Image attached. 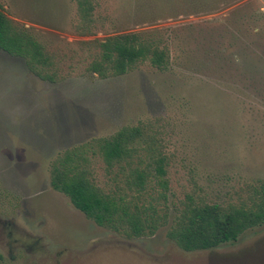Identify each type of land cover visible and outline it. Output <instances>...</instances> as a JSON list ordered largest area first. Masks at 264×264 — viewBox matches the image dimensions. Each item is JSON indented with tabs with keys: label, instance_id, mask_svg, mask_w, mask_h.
I'll return each mask as SVG.
<instances>
[{
	"label": "rangeland",
	"instance_id": "1",
	"mask_svg": "<svg viewBox=\"0 0 264 264\" xmlns=\"http://www.w3.org/2000/svg\"><path fill=\"white\" fill-rule=\"evenodd\" d=\"M0 4L51 56L56 79L0 50V264H264V226L208 251L168 235L190 199L239 204L264 182V0H98L91 34L77 29L76 0ZM127 33L164 49L167 68L92 72L94 43ZM126 127L142 129L136 153L109 166L93 150ZM78 149L99 190L156 204L167 222L128 238L88 219L51 186L54 162ZM159 157L168 189L154 176L129 189L128 165L152 171Z\"/></svg>",
	"mask_w": 264,
	"mask_h": 264
},
{
	"label": "trees",
	"instance_id": "2",
	"mask_svg": "<svg viewBox=\"0 0 264 264\" xmlns=\"http://www.w3.org/2000/svg\"><path fill=\"white\" fill-rule=\"evenodd\" d=\"M97 1L76 0L79 19L77 29L81 34L93 33ZM94 44L98 53L90 70L103 78L125 75L138 63L147 60L160 70H165L168 65L167 52L158 46L144 45L138 34L116 35ZM0 50L24 59L28 69L38 77L56 80L46 72L52 65L51 56L25 27L19 26L5 14L1 4ZM142 136L141 128L126 127L111 138L97 141L93 152L98 151L104 161L112 166L131 159L136 153V143ZM86 147L89 150L93 148L92 145L83 148ZM79 150L68 151L54 162L51 186L67 196L88 219L100 227L123 233L128 238L153 235L167 222L168 211L162 213L156 204L139 205L128 202L125 196L106 194L99 190L88 177L89 172L82 165L85 157L78 154ZM154 163L152 171L128 165L129 189L144 191L152 176L164 191L168 189L165 158H156ZM161 195L166 201V195ZM260 226H264V182L253 186L251 195L239 204L223 206L195 203L190 199L178 210L168 235L184 251H208L234 243L246 231Z\"/></svg>",
	"mask_w": 264,
	"mask_h": 264
}]
</instances>
